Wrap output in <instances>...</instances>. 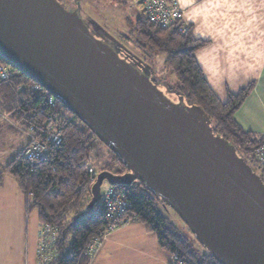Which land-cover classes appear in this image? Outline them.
Here are the masks:
<instances>
[{
    "label": "water",
    "instance_id": "95a60500",
    "mask_svg": "<svg viewBox=\"0 0 264 264\" xmlns=\"http://www.w3.org/2000/svg\"><path fill=\"white\" fill-rule=\"evenodd\" d=\"M0 56L35 80L116 152L127 170L105 181L143 182L221 264H264V182L205 112L172 99L149 67L93 34L59 0H0Z\"/></svg>",
    "mask_w": 264,
    "mask_h": 264
},
{
    "label": "trees",
    "instance_id": "16d2710c",
    "mask_svg": "<svg viewBox=\"0 0 264 264\" xmlns=\"http://www.w3.org/2000/svg\"><path fill=\"white\" fill-rule=\"evenodd\" d=\"M178 29L176 23L168 27L153 24L140 10L132 29L134 37L130 36L129 41L133 39L135 46L152 61L158 55H163V63L176 81L168 89L182 96L184 103L198 105L209 118L213 132L232 144L237 154L245 160L248 156L254 161V152L261 139L244 130L233 117L252 83L237 92H228L227 98L221 100L208 84L195 58L196 50L206 41L193 37L190 26L184 34ZM134 60L131 58V62ZM0 62L10 65L15 72L10 80L0 82V113L10 114L25 129L31 125L37 128L50 122L62 126V140L59 144L49 145L46 159L31 164L20 153L25 144L8 162L0 165V185L4 173L15 177L25 197L26 213L36 210L39 223H47L55 228L57 257L52 264H89L95 252L89 254L87 248L94 238H99L101 242L104 240L100 233L107 223L102 216L95 217L94 211H87L92 184L88 167L93 160H98L100 170L120 174L127 168L118 154L100 141L62 102L54 97L51 106L42 96L50 95L46 90L38 93L28 88L19 89L22 84L35 80L2 56ZM100 142L106 146L107 151L99 145ZM261 178L264 182V178ZM124 187L131 204L127 214L134 217L132 221L147 224L148 231L154 233L160 248L169 254L168 263L170 255L176 254L185 264H221L191 231L201 249L195 247L185 234L165 218L158 209V205L164 206L163 202L143 182L136 180ZM53 188L56 190L51 191ZM68 239L70 241L67 245Z\"/></svg>",
    "mask_w": 264,
    "mask_h": 264
},
{
    "label": "crops",
    "instance_id": "0c3cea01",
    "mask_svg": "<svg viewBox=\"0 0 264 264\" xmlns=\"http://www.w3.org/2000/svg\"><path fill=\"white\" fill-rule=\"evenodd\" d=\"M178 2L183 10V17L190 26L191 35L206 41L196 50L195 58L208 84L219 98L225 100L228 92H237L252 83L241 105L234 111L233 117L244 130L256 136H263L264 0H178ZM99 36L105 42H107L105 37H109L121 47L116 38L101 33ZM120 36L123 38L122 36L126 35L122 33ZM163 85L165 87L161 88L168 91L166 83ZM22 128L23 126L10 114L0 113V131L12 133L17 140V146L11 147L13 154L6 161L0 162V165L8 162L16 151L27 143L28 136L25 128ZM4 152L7 150L0 149V155ZM2 201L5 203L0 204V216L6 220H0V230L13 233V242L7 244L5 242L2 245L0 236V264H35L38 229L33 237L28 238L24 234L22 242L19 219L26 212L25 197L17 179L8 173L3 174L0 185V203ZM136 223L145 224L137 221L133 225ZM145 225L146 227L139 226L142 235L138 243L126 239L124 235L130 231L128 229L130 226L114 230L102 240L91 256L89 264H167L169 254L160 248L156 236L148 231L147 224ZM131 244L137 248L136 257L126 263L118 261L113 255L114 246L117 248Z\"/></svg>",
    "mask_w": 264,
    "mask_h": 264
},
{
    "label": "rangeland",
    "instance_id": "374dc122",
    "mask_svg": "<svg viewBox=\"0 0 264 264\" xmlns=\"http://www.w3.org/2000/svg\"><path fill=\"white\" fill-rule=\"evenodd\" d=\"M60 1H61L60 3L67 9H73L77 7L79 9L78 13L81 16V18L87 24L90 31L93 34H95L97 37L100 38L99 34L101 33L104 36H112L113 38H116L117 42L121 43V47L118 45L119 43L112 42L111 38L105 37L108 44H110L112 47H115V49H117V51H119L121 55H123L127 59H129V57L134 58L136 61L149 67L151 72V68L149 66L150 64L153 71V74L151 76L152 80L154 79L155 81H157L159 83L158 86L160 88L165 87L163 85L164 83H166L167 87L169 88L171 86L172 87L174 86V83L176 81L174 76L170 74L169 70L166 68V66L163 63L164 56L158 55L152 61L151 58L144 55V52L142 50H140L138 47L135 46V42L133 39L132 42L129 41L131 40L130 36L132 38L134 37L132 29L134 27L136 18L139 15L140 9L137 2H135L134 0H60ZM122 33L126 35V36H122L123 38H121L120 36ZM163 91L166 92L172 99L174 100L177 99L176 93L174 91H171L173 93L171 92L168 93L170 90L167 91L166 89H163ZM25 131L29 139L28 132L26 129ZM16 141L17 140L14 138V135L12 133H9L8 131H0V149L7 150V152H4L2 155H0V162L6 161L8 157L10 158V156L13 154V150H12L13 148L11 147L17 146ZM99 145L104 150L107 151L106 146L104 144L100 142ZM20 148L16 152H18ZM245 158L250 164L251 168H253L260 176L264 178V171L258 169L256 167L255 162L250 160L248 156H246ZM97 162L99 161L93 160L92 164L88 167L89 179L91 180L92 183L94 182L97 173L102 171L100 170L101 166L98 165ZM104 185H106L105 181L103 182L102 187H104ZM5 188L8 189V186H6ZM4 203L2 201L0 204H4ZM158 209L161 211V213L165 216V218L169 222H171L177 227V230L179 232L185 234L187 238L193 242V245L195 247L201 249L200 245L195 241L193 234L190 232V230L185 225V223L181 221V219L173 209H171L170 207L166 208L164 206H159V205H158ZM3 219L4 218L0 216V220ZM132 220L125 224L119 225L117 228H121L123 226L125 227L130 226L128 229L131 232L127 231L124 235L126 236V239L134 240L136 243H138L139 241L138 239H140L139 237L142 235V232L139 229L141 227L139 226L146 227V225L145 224L138 225L137 223L133 225V223L137 221H132ZM19 221L21 227L20 235L22 236V242L24 240V234L25 237L27 236L28 238H30L34 236L37 229L38 230L40 229L38 227L39 221L36 210H33L30 213L24 212L20 217ZM117 228H115L114 230H116ZM114 230L110 231L107 235L112 233ZM38 233L39 232H37V239H38ZM0 236H1L2 245H4L5 242L6 244L7 242L10 241L13 242V233L11 232L8 233V230H3V231L0 230ZM69 241L70 239L67 240L66 242L67 245L69 244ZM147 245H148L147 250H149L150 249L149 240L147 241ZM136 251L137 248L135 247L134 244L126 245L123 247H117V248L114 246L113 255L118 261L126 263L130 260H133L136 257ZM35 261H36V257H35Z\"/></svg>",
    "mask_w": 264,
    "mask_h": 264
},
{
    "label": "built area",
    "instance_id": "2783aa9c",
    "mask_svg": "<svg viewBox=\"0 0 264 264\" xmlns=\"http://www.w3.org/2000/svg\"><path fill=\"white\" fill-rule=\"evenodd\" d=\"M138 3L140 10L144 12L148 20L161 27H168L172 24H178V31L182 34L189 30V24L183 17V10L179 5L178 0H134ZM14 69L5 63L0 62V82L8 81L14 76ZM28 88L31 91L44 93L45 89L36 81L22 84L19 89ZM46 99L47 104L53 106L54 96L45 94L42 95ZM51 117H48L50 120ZM61 125L52 122L35 128L29 126L26 130L29 135L27 144L21 148V155L27 159L31 164L44 160L49 154L50 144H59L62 140ZM259 146L254 152V162L256 166L264 170V135L259 136ZM56 188L51 189L55 191ZM130 202L127 198V190L124 185H111L106 183L104 187L101 186L100 198L94 204V216H102L107 225L100 233L101 237L117 228L121 224H125L134 217H129L127 214L130 208ZM38 239L36 245V261L35 264H52L57 257L55 248L56 231L53 226L47 223L39 225ZM101 240L92 239L87 253L93 254L99 247ZM168 264H185V262L176 254L170 255Z\"/></svg>",
    "mask_w": 264,
    "mask_h": 264
}]
</instances>
